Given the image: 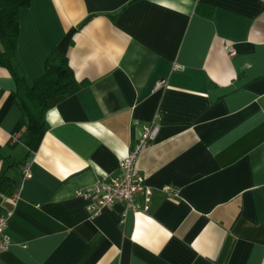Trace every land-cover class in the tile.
Listing matches in <instances>:
<instances>
[{"label": "crops", "instance_id": "0c3cea01", "mask_svg": "<svg viewBox=\"0 0 264 264\" xmlns=\"http://www.w3.org/2000/svg\"><path fill=\"white\" fill-rule=\"evenodd\" d=\"M18 17L25 82L55 47L75 81L27 153L0 66V170L19 162L15 198L0 194V215L12 211L0 264H264V1L30 0ZM151 121L136 161L148 208L91 215L76 192L116 175Z\"/></svg>", "mask_w": 264, "mask_h": 264}, {"label": "trees", "instance_id": "16d2710c", "mask_svg": "<svg viewBox=\"0 0 264 264\" xmlns=\"http://www.w3.org/2000/svg\"><path fill=\"white\" fill-rule=\"evenodd\" d=\"M29 2L30 0H0V66L7 69L15 82L13 100L24 121L19 139L26 146L27 153H30L44 128L49 101L54 96L65 93L75 81L67 54L55 47L45 59L43 74L31 85L25 82L14 58L19 28L18 12ZM210 15L211 12L208 13ZM18 165L19 162H13L0 170V194L9 198L18 192L19 187L8 171Z\"/></svg>", "mask_w": 264, "mask_h": 264}, {"label": "built area", "instance_id": "2783aa9c", "mask_svg": "<svg viewBox=\"0 0 264 264\" xmlns=\"http://www.w3.org/2000/svg\"><path fill=\"white\" fill-rule=\"evenodd\" d=\"M225 48L233 55L235 51L228 46ZM173 68H180L175 64ZM165 84V80L157 81L155 87ZM159 129V124L151 121L142 126V130L137 141L127 150L126 154L118 160L117 173L114 176L103 175L92 186L76 194L89 199L87 210L91 215L99 214L103 209L112 207L115 203H124L125 212L132 210H145L148 208L152 187L145 183L143 176L136 167L138 155L143 152L155 140ZM22 179L31 177V164L23 163L20 167ZM163 190L168 194L175 195L176 191L170 187ZM16 194L12 196L14 199ZM141 196L143 202L136 200ZM12 214L11 210L0 215V251L10 244V238L6 233L7 222Z\"/></svg>", "mask_w": 264, "mask_h": 264}, {"label": "rangeland", "instance_id": "374dc122", "mask_svg": "<svg viewBox=\"0 0 264 264\" xmlns=\"http://www.w3.org/2000/svg\"><path fill=\"white\" fill-rule=\"evenodd\" d=\"M19 156H20V154H19V153H17V154H15V156H14V157H15V158H17V159H21L22 157H21V156L19 157Z\"/></svg>", "mask_w": 264, "mask_h": 264}]
</instances>
